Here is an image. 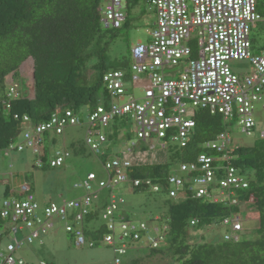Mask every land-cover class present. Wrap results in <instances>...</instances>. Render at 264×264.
Here are the masks:
<instances>
[{
	"label": "built area",
	"instance_id": "built-area-1",
	"mask_svg": "<svg viewBox=\"0 0 264 264\" xmlns=\"http://www.w3.org/2000/svg\"><path fill=\"white\" fill-rule=\"evenodd\" d=\"M149 4L156 13L150 41L131 49L129 75L122 71L103 74L107 105L89 112L84 124L87 126L85 145L96 157L102 156L107 142V138L96 129L108 128L114 119H130L137 140L147 148L135 153L132 144L122 159L105 161L103 165L109 181L107 184L99 182V189L129 183L132 190L157 195L161 191L158 183L150 178L129 180L127 173L136 164L156 163V155L167 151L169 146L185 148L194 128L196 111L218 114L228 125L235 120L240 133L250 137L256 130L255 105L263 104L264 109V51L253 55L251 43L253 26L264 23V13H259L256 7L257 0H149ZM124 11L125 4L121 0H104V6L98 8L101 26L110 30L121 29L126 21ZM239 61L250 63L252 70L248 75L231 72L229 64ZM175 67L180 70L177 78L176 73L168 71ZM126 83L140 89L142 97L127 96ZM6 97L16 99L17 86L10 87ZM186 102L194 109L191 114L184 109ZM18 119L14 116V120ZM80 125V119L71 110L56 111L47 121L37 124L24 116L20 135L22 143L10 145L4 156L8 157L9 151L20 153L24 148L28 149L36 157L38 168L45 137L61 136L66 127ZM261 137L264 138V133ZM231 146L230 133L223 132L204 145L205 149L215 153L214 156L200 154L194 163H181L178 172L183 176L172 174L166 178L168 198L191 196L223 206L238 205L241 212L246 209L247 206L241 204L235 194L246 190L248 182L232 165V157L227 154ZM67 157L66 151H55L49 166L61 167ZM95 179L89 174L83 182L86 192L83 198L60 205L49 203L42 208V216L38 214L40 208L28 184L20 185L13 192L16 194L13 198L0 201V221L8 220L13 224L14 236V244L3 245L5 234L0 233V264H25L16 259L14 253L35 241L41 243V236L54 228L53 219L65 223V233L74 235L78 248L84 246L86 241L81 224L91 211L92 199L96 198L91 186ZM123 203L122 198L112 197L101 213L107 230L101 239L104 245L112 246L116 242L114 215ZM118 222L121 242L129 240L134 243L142 237L151 249L165 243L161 230L156 227L152 229V237L144 224L123 218ZM196 223L197 220H191L190 226ZM222 226L226 229L224 242L241 241L243 221L240 215L226 218ZM24 230L27 235L18 240L16 235ZM93 244L94 241L89 242V247ZM126 250L123 244L115 252L124 255ZM38 264L47 263L39 261Z\"/></svg>",
	"mask_w": 264,
	"mask_h": 264
},
{
	"label": "trees",
	"instance_id": "trees-1",
	"mask_svg": "<svg viewBox=\"0 0 264 264\" xmlns=\"http://www.w3.org/2000/svg\"><path fill=\"white\" fill-rule=\"evenodd\" d=\"M135 4L134 1L132 7ZM132 7L126 1L125 11ZM256 7L259 13L263 11L261 0H257ZM98 8L99 0H0V151L4 152L21 137L24 116L37 124L47 121L56 111L71 110L81 119L86 111H93L100 104L106 107L108 94L102 76L109 72L106 54L117 30L102 28ZM251 43L253 48L252 38ZM93 59L95 61L89 65ZM27 63L30 66L32 96L25 91L19 92L16 83ZM125 65L123 61L121 67ZM7 78L9 82L6 83ZM12 86H17L18 97L9 100L6 94ZM14 116L19 119L14 120ZM124 120L112 121L108 143L118 140ZM193 121L194 128L185 148L169 146L167 151L156 155V163L136 164L127 176L129 180L150 178L159 184L161 191L156 196L165 199V212L161 219L166 230L163 227L161 233L168 243L165 248L177 263L264 264V138L257 139L252 147H234L227 151L232 157V165L248 182V188L237 191L235 195L241 204L247 206L242 212L252 209H249L248 218L254 212L257 214L258 228L253 238L238 243L189 239L191 228L209 230L221 227L226 218L241 215L240 207L213 204L191 196L168 198L166 178L175 174L172 167L194 163L200 154L214 156L215 153L205 149L204 145L219 134L228 132L230 127L223 117L206 111H196ZM49 139L45 137L39 168L54 169L49 166L52 155L45 146ZM126 185L132 190L129 183ZM132 192L143 193L139 190ZM94 200L97 196L92 199L91 211L81 224L84 238L91 239L86 243L88 247L89 242L94 241L95 246L100 244L107 234L105 222L101 219L103 209H96L97 205L93 209ZM116 213L115 221L129 220L121 211ZM99 218L102 225L98 229L94 223ZM191 220H197L196 225L190 226ZM94 244L89 248L95 247ZM105 246L112 249L114 264H121L118 257L125 254L115 252L121 246L116 242ZM161 248L150 249V256L162 253ZM129 264L142 263L137 260Z\"/></svg>",
	"mask_w": 264,
	"mask_h": 264
},
{
	"label": "rangeland",
	"instance_id": "rangeland-1",
	"mask_svg": "<svg viewBox=\"0 0 264 264\" xmlns=\"http://www.w3.org/2000/svg\"><path fill=\"white\" fill-rule=\"evenodd\" d=\"M121 1L124 4L126 1H129L130 7H132L134 1L136 4L132 8H129V10L124 11L127 14L126 23H123L121 29L115 32V38L109 44L106 54V65L108 71H122L124 74L129 75L131 49L139 43L144 45L148 44L150 34L153 30V24L156 20V13L153 12L149 0ZM99 5L103 7L104 0H99ZM261 7L263 9L261 13H264V0H261ZM251 38L254 41L252 54H261L264 50V23L256 24V27L252 28ZM94 61L95 59L91 60L89 65L93 64ZM123 61L126 62V65L122 68L121 63ZM229 67L232 73L239 76L248 75L252 70L248 61L232 62L229 64ZM21 70L23 73L16 82L18 84V90L19 92L25 91L28 96H32L33 91L31 88L29 64L27 63L24 69ZM168 71H171L173 74L176 73L175 77L177 78L180 70L179 67H175ZM7 81L9 82V78L6 79V83ZM125 85L128 86L127 96H133L135 99L142 97L143 94L140 89H134L128 83ZM114 102L118 104L116 100ZM184 109L189 114L194 111L188 102L184 104ZM88 113L86 111L81 116V119L86 120ZM117 120L121 121V119ZM124 121L125 123H122L119 128L118 140L114 141V143L109 142L104 147L106 148L105 155L99 157L91 154L85 145L87 126L67 127L63 135L51 136L45 144L50 154L61 149H64L70 154L60 168H37L35 165L36 157H34L30 150L25 148L20 153L17 151H9L8 157H4V152L0 151V201L13 198L12 193L20 185L28 184L31 186L35 202L40 208L38 214L42 216V208L49 203L60 205L62 202L83 198L86 192L82 185L88 174L91 173L96 177L95 181L91 183L92 193L97 196V200L93 202V209L94 205H97L96 209L104 210L106 205L111 202L112 197H115L117 200L122 198L124 204L120 205L118 211L122 210V213L134 223L144 224L150 236L154 237L152 229L156 227L161 230L165 225L164 220L161 219V216L165 212L164 198L161 196L158 197L156 194L133 193L126 184H119L112 188L106 187L103 189H99L97 186L99 182L107 184L109 181V175L103 165L105 161L112 160L114 157L122 159L126 149L131 148L132 144L135 145V153L147 148L145 144L137 140L132 121L130 119ZM254 121L256 130L250 137L240 133V128L235 120L231 122L228 128L232 139L231 148L252 147L257 139L262 138L261 133H264L263 104L255 105ZM96 131L108 137L112 130L111 127H99ZM21 143L22 139L18 137L13 146ZM179 165L173 166L172 170L178 176H183L178 172ZM5 183L10 186L6 196H4L2 191ZM249 209L240 215L244 230L240 234L241 240L253 238L255 236L254 231L258 228L256 212L250 215L249 218L247 217L249 211L252 210ZM155 217H157V220H155ZM52 223L54 228L49 230L47 234L41 236V243L35 241L32 245L23 246L14 253V257L21 259L25 264H38L39 261L48 264H114V254L111 248L106 247L101 242L96 246L94 244L95 247L93 248H89L87 246L88 244L78 248L76 246V238L73 235L65 233V223L61 224L57 219H53ZM94 224L95 228H98L102 225L101 219L99 218ZM115 225L116 243L117 246H121L123 243L119 241L120 229L118 220L115 221ZM12 227L13 224L10 221H0V233L5 234L2 240L3 245L8 243L14 244ZM225 231L226 229L223 226L209 230L205 228H191L189 230V239L192 238L200 242L216 243L223 239ZM26 235L27 231L24 230L22 233H18L16 238L21 240ZM85 240L87 243L91 239L86 237ZM123 242L126 245L127 254L118 257L121 264H129L131 261H137L139 259L142 264H181L172 258L171 252L165 248L167 245H162V253L159 255L150 256V250L145 238L134 243L129 240H124Z\"/></svg>",
	"mask_w": 264,
	"mask_h": 264
},
{
	"label": "clouds",
	"instance_id": "clouds-1",
	"mask_svg": "<svg viewBox=\"0 0 264 264\" xmlns=\"http://www.w3.org/2000/svg\"><path fill=\"white\" fill-rule=\"evenodd\" d=\"M125 4H126V3H125ZM99 6H100V5H99ZM124 24H125V23H124ZM102 28H103V27H102ZM104 29H105V28H104ZM99 106H103V105L100 104ZM99 106H98V107H99ZM93 111H94V110H93ZM89 112H92V111H89ZM75 116H76V115H75ZM77 117H78V116H77ZM78 118H79V117H78ZM79 119H80V118H79ZM80 121H81V125H80V126H85V125H84V124H85V120H84V119H83V120L80 119ZM110 125H111V124H110ZM72 127H77V126H72ZM109 127H110V126H109ZM109 127H108V128H109ZM66 128H67V127H66ZM63 133H64V132H63ZM62 135H63V134H62ZM105 137H106V136H105ZM106 138H107V142H106L105 145L103 146V154H102V155L105 154L106 148H104V147L108 144V139H109V138H108V137H106ZM61 150H64V149H61ZM57 151H58V150H57ZM64 151H65V150H64ZM51 155H52V153H51ZM4 157H5V156H4ZM68 157H69V155H68ZM68 157H67V158H68ZM67 158H66V159H67ZM114 158H118V157H114ZM66 159H65V160H66ZM64 162H65V161H64ZM147 163H150V162H147ZM63 164H64V163H63ZM62 166H63V165H62ZM62 166H61V167H62ZM38 168H39V167H38ZM58 168H60V167H58ZM54 169H55V168H54ZM90 174H91V173H90ZM88 175H89V174H88ZM142 192H143V191H142ZM143 193H148V192H143ZM148 194H151V193H148ZM4 196H5V195H4ZM178 198H179V197H178ZM171 199H176V198H171ZM123 204H124V203H123ZM123 204H122V205H123ZM120 211L123 212L122 210H120ZM222 240H223V239H222ZM162 245H167V246H168V243H166V241H165V243H163ZM162 245H161L159 248H161ZM167 246H165V247H167ZM148 248H149V247H148ZM150 249H151V248H149V250H150ZM157 249H158V248H157ZM153 250H154V249H153ZM126 254H127V250H126V252H125V255H126Z\"/></svg>",
	"mask_w": 264,
	"mask_h": 264
},
{
	"label": "crops",
	"instance_id": "crops-1",
	"mask_svg": "<svg viewBox=\"0 0 264 264\" xmlns=\"http://www.w3.org/2000/svg\"><path fill=\"white\" fill-rule=\"evenodd\" d=\"M253 27H256V25H254ZM148 160H149V158H148ZM9 187H10L9 184H7V185H4L3 190L1 189V190L3 191V194H4L5 196L8 194ZM17 189H18V188H17ZM16 191H17V190H16ZM12 196L14 197V196H16V194L13 193ZM139 260H140V259H139ZM133 261H134V260H133ZM133 261H131V262H133ZM131 262H130V263H131Z\"/></svg>",
	"mask_w": 264,
	"mask_h": 264
},
{
	"label": "bare ground",
	"instance_id": "bare-ground-1",
	"mask_svg": "<svg viewBox=\"0 0 264 264\" xmlns=\"http://www.w3.org/2000/svg\"><path fill=\"white\" fill-rule=\"evenodd\" d=\"M264 51V50H263Z\"/></svg>",
	"mask_w": 264,
	"mask_h": 264
}]
</instances>
